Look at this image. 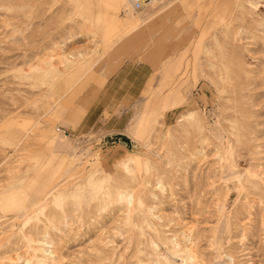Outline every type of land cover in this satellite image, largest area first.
Listing matches in <instances>:
<instances>
[{"label":"rangeland","instance_id":"rangeland-1","mask_svg":"<svg viewBox=\"0 0 264 264\" xmlns=\"http://www.w3.org/2000/svg\"><path fill=\"white\" fill-rule=\"evenodd\" d=\"M127 12L0 0V264H264V0Z\"/></svg>","mask_w":264,"mask_h":264},{"label":"crops","instance_id":"crops-1","mask_svg":"<svg viewBox=\"0 0 264 264\" xmlns=\"http://www.w3.org/2000/svg\"><path fill=\"white\" fill-rule=\"evenodd\" d=\"M164 1H163L164 2L163 4L156 5L152 11H149V12H146V13H141L142 19H144V18L147 19L150 15H152L155 12V9L157 7H161L162 5H166V3L171 2V1L173 2V0H164ZM168 44H167V47L168 48L169 47H172V45H173L171 43L169 45ZM179 67H180V65H178L177 62H175V63L172 62L171 63V61H170V63H167L164 66V68H163L164 69L163 75H164V78L168 80V83L172 81V79L174 78V76L176 75V73L179 71ZM177 99H178V96L175 93L170 94L166 98V104H167L168 108L171 105H173L174 103H176ZM168 116H169V113H167V117ZM78 120H79V118H76V117L72 119L73 122H78Z\"/></svg>","mask_w":264,"mask_h":264},{"label":"bare ground","instance_id":"bare-ground-1","mask_svg":"<svg viewBox=\"0 0 264 264\" xmlns=\"http://www.w3.org/2000/svg\"><path fill=\"white\" fill-rule=\"evenodd\" d=\"M163 1L164 0H150L149 2H147V3H145L144 4V7L142 8V9H140V10H138V11H135V10H133V8H131V5H130V0H125V2H126V5H127V13H129V16L131 17L132 16V18H134L135 19V17H137V18H139L140 20L142 19V15H141V13H146V12H149V11H152L153 10V8L156 6V5H158V4H162L163 3ZM111 2V1H110ZM107 6V5H106ZM115 6V5H114ZM108 7V6H107ZM118 7V6H117ZM109 8V7H108ZM101 9H102V7H101ZM119 9V8H118ZM120 10V9H119ZM102 11V10H101ZM112 14H113V12H112ZM116 14V13H115ZM114 16V15H113ZM116 17V16H115ZM114 17V18H115ZM111 18V17H110ZM114 23V22H113ZM115 26V25H114ZM210 78V77H209ZM194 115V114H193ZM166 144V143H165ZM83 155V154H82ZM84 156V155H83ZM45 160V159H44ZM125 165H126V169L127 170H129L130 169V166L127 164V163H125ZM93 177V176H92ZM60 180V179H59ZM104 180V179H103ZM88 182V181H87ZM89 183V182H88ZM100 183V182H99ZM98 183V184H99ZM28 185V184H27ZM91 185V184H90ZM96 186H97V184H95ZM75 190V189H74ZM84 191V190H83ZM71 192V191H70ZM74 192V191H73ZM127 192V191H126ZM71 194V193H70ZM75 194V193H74ZM59 196V195H58ZM75 197V196H74ZM127 197V196H126ZM129 197V196H128ZM130 198V197H129ZM73 199V198H72ZM129 202H131V200H129ZM40 204H38V206H39ZM35 207V206H34ZM126 210V209H125ZM19 211H21V210H19ZM49 219V218H48ZM26 233V232H25ZM47 234V233H46ZM44 235H45V233H44ZM36 238V237H35ZM51 246V245H50ZM46 250V249H45ZM54 250V249H53ZM56 251V250H55ZM193 255V254H192ZM189 257V256H188ZM16 258V257H15ZM14 259V258H13ZM192 259V258H191ZM18 260V259H17ZM193 260V259H192Z\"/></svg>","mask_w":264,"mask_h":264},{"label":"built area","instance_id":"built-area-1","mask_svg":"<svg viewBox=\"0 0 264 264\" xmlns=\"http://www.w3.org/2000/svg\"><path fill=\"white\" fill-rule=\"evenodd\" d=\"M150 0H130V5L133 10L138 11L144 7V4Z\"/></svg>","mask_w":264,"mask_h":264}]
</instances>
